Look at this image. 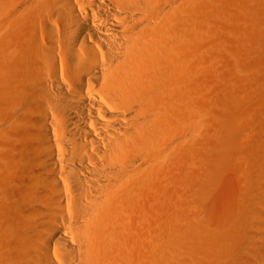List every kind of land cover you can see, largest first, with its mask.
Returning <instances> with one entry per match:
<instances>
[{
	"label": "bare ground",
	"instance_id": "obj_1",
	"mask_svg": "<svg viewBox=\"0 0 264 264\" xmlns=\"http://www.w3.org/2000/svg\"><path fill=\"white\" fill-rule=\"evenodd\" d=\"M202 262L264 264V0H0V264Z\"/></svg>",
	"mask_w": 264,
	"mask_h": 264
},
{
	"label": "rangeland",
	"instance_id": "obj_2",
	"mask_svg": "<svg viewBox=\"0 0 264 264\" xmlns=\"http://www.w3.org/2000/svg\"><path fill=\"white\" fill-rule=\"evenodd\" d=\"M178 136L181 137L182 134L181 133H178ZM180 187H182V188H180ZM180 187H178L177 192L180 191V192H183V193H180V192L177 193L176 192V195H175L176 197H174V199H173V201L175 202V204H173V205L174 206L176 205V206L174 208L172 206V209L170 211L168 210V208L167 209L165 208L164 211H163V209L161 210L162 211V214L159 213V212L158 213H159L160 217L162 215L163 216H166L163 219H165L166 221L168 220V222H170L175 227H177L179 229H182L184 227L186 228L187 231H185V232H186V238L188 240V246H189L188 247V250L191 252V249H192V252H194L195 246L197 244V237L195 235H193V233H191V230H188V228H189V225H190L191 220L193 218V214L196 212V208L194 207V204H193L192 200L191 199L189 200V198L191 197L189 187L186 186V185H180ZM184 193H186V194H184ZM169 194L167 195V197L169 196L168 198H170V196H171ZM178 194H179V197L177 196ZM182 194L185 195V196L183 197ZM186 195H187L188 198L186 197ZM217 196L214 197L215 199L213 198L214 200H216L218 198L217 201H215L216 203L213 202V199H212L211 201L207 202V204L205 203L206 205L205 204H202L200 206V210H199L200 213H204L205 211H207L208 212V215H211L213 213H216L217 214V215L213 214V216L211 215V217L209 216L210 217V219H209L210 221L209 220L208 221L210 222L211 225H214V224L216 225V223H218L221 220V216H222V214H221L222 207L221 206H223V201H222V204L219 203V202H221V201H219V197L220 196H218V197ZM172 198H170V200ZM184 198H187V199L185 200ZM220 200H222L221 197H220ZM211 202L214 203L213 204L214 206L211 205ZM191 203H192L193 206L191 205ZM185 205H186V207H185ZM210 205L213 206V207H215V205H216V209L214 210L215 212H213V210H212V209H214L213 207L210 208ZM183 207H184V209H183ZM167 210H168L169 213L168 212L167 213L165 212ZM171 211H173V212H171ZM209 211H212V212H209ZM170 212H171V214H170ZM218 213H219V215H218ZM190 217H191V219H190ZM153 227H155V226L153 225ZM153 229L154 228H152L151 231ZM202 264H206V262H202Z\"/></svg>",
	"mask_w": 264,
	"mask_h": 264
}]
</instances>
